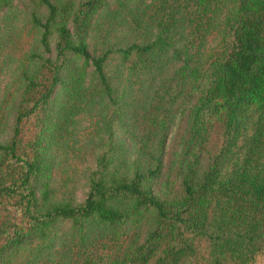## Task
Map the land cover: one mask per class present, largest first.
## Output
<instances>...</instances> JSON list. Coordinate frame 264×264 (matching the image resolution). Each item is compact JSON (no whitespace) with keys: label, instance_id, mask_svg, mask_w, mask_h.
Listing matches in <instances>:
<instances>
[{"label":"trees","instance_id":"1","mask_svg":"<svg viewBox=\"0 0 264 264\" xmlns=\"http://www.w3.org/2000/svg\"><path fill=\"white\" fill-rule=\"evenodd\" d=\"M11 2L0 0V10ZM155 4L152 28L131 16L150 38L118 51L125 79L112 89L103 72L112 53L88 51L107 0H36L46 11L43 21L32 17L40 50L0 144V261L30 243L36 257L59 246L71 264H253L264 254V0ZM217 18V51L199 60ZM89 68L96 95L85 88ZM95 100L108 108L107 151L87 177L83 204L58 202L49 147ZM173 113L179 155L165 173ZM126 115L155 140L153 166L127 164L112 143L109 121L124 125Z\"/></svg>","mask_w":264,"mask_h":264},{"label":"rangeland","instance_id":"2","mask_svg":"<svg viewBox=\"0 0 264 264\" xmlns=\"http://www.w3.org/2000/svg\"><path fill=\"white\" fill-rule=\"evenodd\" d=\"M156 1L158 0H107V8L95 19L88 38V51L96 59L107 52L112 53L103 65L105 78L112 89L121 87L125 79L122 57L118 51L130 45L143 44L150 38L143 30L138 32L131 27V16L135 15V18L141 20L145 29L150 26L152 28ZM33 16L42 21L46 17V11L42 7H36V0H12L7 8L0 10V144H4L12 132L15 112L24 89L22 76H29L34 66L30 57L40 50L37 46L41 31L33 25ZM217 25L218 18L201 46L199 60L206 59L217 51L220 39ZM55 40L56 36L53 35L50 40L52 57ZM74 66L79 68L81 62H75ZM92 71L89 68L84 83L88 94L96 95L100 89ZM102 105L95 100L93 106L81 111L74 118L72 127L63 131L49 147L52 162L50 188L54 194L53 199L58 202L80 206L86 199L87 177L95 171L97 160L107 151L109 133L106 131L105 121L109 114L108 108H103ZM112 110L113 108H109V112ZM124 121V125L117 117L109 121L112 143L124 150L120 158H124L130 165L137 160L144 168L153 166L149 157L150 154L155 155L154 148L150 147L154 146L155 140L142 137L140 129L143 123L140 119L126 115ZM177 124L178 115L173 113L169 137L162 154L165 173L168 169L172 171L179 155V149H176L175 155L171 150ZM216 144L217 140L214 139L213 146ZM170 163L173 164L171 167ZM34 245L35 243H30L7 254L0 264H71L70 257L60 253L59 246H53L47 254L36 257ZM253 264H264V254L257 256Z\"/></svg>","mask_w":264,"mask_h":264}]
</instances>
